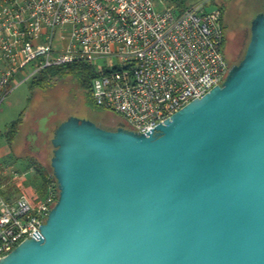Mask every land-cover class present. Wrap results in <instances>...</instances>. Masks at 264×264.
Here are the masks:
<instances>
[{
    "label": "water",
    "instance_id": "water-1",
    "mask_svg": "<svg viewBox=\"0 0 264 264\" xmlns=\"http://www.w3.org/2000/svg\"><path fill=\"white\" fill-rule=\"evenodd\" d=\"M57 199L0 264H264V11L203 97L141 133L69 116Z\"/></svg>",
    "mask_w": 264,
    "mask_h": 264
},
{
    "label": "built area",
    "instance_id": "built-area-1",
    "mask_svg": "<svg viewBox=\"0 0 264 264\" xmlns=\"http://www.w3.org/2000/svg\"><path fill=\"white\" fill-rule=\"evenodd\" d=\"M208 1L156 9L152 0H0V107L51 68L92 67L96 107L147 132L220 85L231 63L222 12ZM14 171L0 162V176ZM0 185V259L39 232L57 199L55 182L34 205Z\"/></svg>",
    "mask_w": 264,
    "mask_h": 264
},
{
    "label": "rangeland",
    "instance_id": "rangeland-1",
    "mask_svg": "<svg viewBox=\"0 0 264 264\" xmlns=\"http://www.w3.org/2000/svg\"><path fill=\"white\" fill-rule=\"evenodd\" d=\"M183 1L187 6L208 1L205 6L208 11L218 6L224 8L222 20L226 26L225 34L231 47L228 53L229 62L237 63L242 58L249 41L251 21L257 14L264 11V0ZM240 45L243 47V52L241 57L237 58L235 51ZM88 103V97L70 75L57 77L42 87L24 84L16 88L0 107V133H6L8 126L23 114L22 123L13 143L17 148L21 145L20 155L32 152L34 156L37 155L38 159L35 160L38 164L50 172L52 171L50 160L53 153L51 145L53 133L57 126L69 116L97 120L113 128L123 124L118 115L103 110H92ZM4 142L0 136V144ZM20 178L27 180L30 186H21V194L29 196L41 185L36 167ZM17 181L21 184V180Z\"/></svg>",
    "mask_w": 264,
    "mask_h": 264
},
{
    "label": "crops",
    "instance_id": "crops-1",
    "mask_svg": "<svg viewBox=\"0 0 264 264\" xmlns=\"http://www.w3.org/2000/svg\"><path fill=\"white\" fill-rule=\"evenodd\" d=\"M152 1L156 9L158 10H162L170 5H174L178 9H183L187 7V5L184 3L183 0H152ZM27 84L31 85V82ZM9 128L10 125L8 126L6 133H2V132L0 133V136L5 141L3 144H0V162L3 165H8L14 171V174L8 172L5 175L2 174L0 176V185L2 186L1 192L6 198L9 199L21 195L26 196L34 205H37L39 202V198L42 197L43 192H45L46 189L45 188L44 191L41 190L42 183L38 187V189L35 190L33 194H30L29 196H27L26 194H21V190L18 191L16 188L17 186H15V184L16 185L18 184L17 180H21V184H22L21 186L24 185L25 179L20 178V176H23L25 175V173L32 171V169L38 165V161L35 160L38 159V157L37 155L34 156L33 152L27 155H20L22 150L21 145H19L17 148L13 143L17 134L15 136L10 134Z\"/></svg>",
    "mask_w": 264,
    "mask_h": 264
},
{
    "label": "trees",
    "instance_id": "trees-1",
    "mask_svg": "<svg viewBox=\"0 0 264 264\" xmlns=\"http://www.w3.org/2000/svg\"><path fill=\"white\" fill-rule=\"evenodd\" d=\"M218 7L223 14L224 8L222 6H218ZM222 23H223V29H224V34H225L226 26L224 25L223 20H222ZM225 39H226V34H225ZM224 44H225V41H224ZM67 75H70L71 77H73V80L84 91L85 95L88 97V100H89L88 105L92 108V110L100 111L101 109H99L98 107L94 105L92 98H91V93H90L92 80L96 76V73L92 69V67L87 66L86 64H72V65L51 67L43 71L42 73H40L31 82V87H42L57 77H63ZM22 116L23 114L16 121L11 123L10 128H9L10 134L14 136L17 134L18 128L22 122ZM108 129H115V128H108ZM36 172L42 183L41 190L44 191V189L47 187L49 183L55 182L52 171L49 172L48 169H46L45 167H42L41 165L38 164L36 166ZM21 185L22 184L20 183H18L17 185L15 184V186H17L16 188L18 191L20 190L19 187H21ZM24 185L29 186L28 181L25 180Z\"/></svg>",
    "mask_w": 264,
    "mask_h": 264
},
{
    "label": "flooded vegetation",
    "instance_id": "flooded-vegetation-1",
    "mask_svg": "<svg viewBox=\"0 0 264 264\" xmlns=\"http://www.w3.org/2000/svg\"><path fill=\"white\" fill-rule=\"evenodd\" d=\"M243 44V43H242ZM231 47H230V44H229V41L227 40V37H226V39H225V44H224V52H225V55H226V57H227V59L229 60V52L231 51V49H230ZM242 52H243V47H241V45L240 46H238L237 47V49H236V51H235V54H236V57L237 58H240L241 57V55H242ZM90 109H92L91 107H90ZM90 120V119H89ZM92 121V120H91ZM93 122H95L97 125H99V126H102V127H105V128H113V127H111V126H108V125H105V124H103V123H100V122H98L97 120H94ZM120 126V125H119Z\"/></svg>",
    "mask_w": 264,
    "mask_h": 264
}]
</instances>
